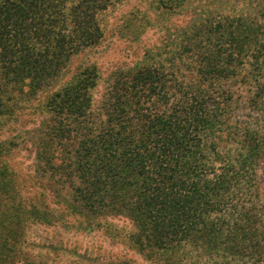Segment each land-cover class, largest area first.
I'll return each instance as SVG.
<instances>
[{"label":"trees","instance_id":"obj_1","mask_svg":"<svg viewBox=\"0 0 264 264\" xmlns=\"http://www.w3.org/2000/svg\"><path fill=\"white\" fill-rule=\"evenodd\" d=\"M67 1L0 0V69L7 84L45 88L68 75L83 48L99 43V12L112 0H76L66 12ZM203 1L207 8L166 61L149 63L146 54L119 66L100 99L93 91L97 67L77 68L42 107L52 116L40 117L33 127L40 139L28 147L38 174L61 168L54 161L63 162L68 152L78 203L71 209L129 218L130 246L152 263L263 264L264 221L257 210H243L261 196L264 0ZM186 2L150 5L176 9ZM229 3L232 13L224 14ZM241 93L243 106L236 103ZM11 100L0 98V128L11 118L12 137L28 135L29 122ZM40 106L26 114L38 118ZM16 138L14 147L26 144ZM14 175L2 164L4 185ZM4 249L0 264L15 255Z\"/></svg>","mask_w":264,"mask_h":264},{"label":"rangeland","instance_id":"obj_2","mask_svg":"<svg viewBox=\"0 0 264 264\" xmlns=\"http://www.w3.org/2000/svg\"><path fill=\"white\" fill-rule=\"evenodd\" d=\"M75 1H67L66 12ZM153 1L112 0L99 12V43L83 48L73 59L68 75L45 88L29 91L23 84H7L0 69V98L12 99L8 102L17 108V114L21 109L22 121L29 122L27 131H30L28 135L21 133V137H14L15 142L26 143L18 146L15 143L14 147L12 135L16 131H12L15 125L12 119L8 118L3 122L5 127L0 128V146L4 144L0 149V167L8 163L16 178V181L9 180L11 186L7 187L0 176V254L4 248L8 257L15 252L7 264H156L130 246L128 236L133 223L129 218L112 212L96 217L87 210L71 209L78 203L73 198L71 180L68 179V147L65 144L60 149L67 152L66 159L54 161L61 168H48L39 174L34 171L35 154L28 147L40 139L34 132L40 117L48 121L52 116L51 113H41L42 107L71 81L77 68L83 70L95 65L99 70L97 87L93 89L94 98L98 100L109 73L119 66L145 60L146 54L153 58L151 61L147 59L149 63L166 61L175 51L174 44H178L191 27L194 16L208 5L203 0H187L176 9H155L153 4L150 5ZM222 8L224 14L232 13L231 3ZM241 95L236 102L239 106L245 104V94ZM38 105H41L38 118L26 114ZM16 119L20 117L16 116ZM6 149L12 150L2 154ZM260 178L261 196L255 200V205L251 203L243 211L257 210L261 223L264 221V157ZM12 184L20 187L19 193L17 189V193L12 194Z\"/></svg>","mask_w":264,"mask_h":264}]
</instances>
